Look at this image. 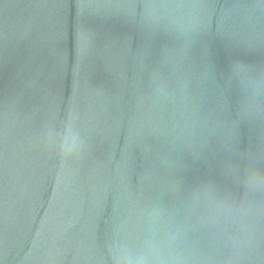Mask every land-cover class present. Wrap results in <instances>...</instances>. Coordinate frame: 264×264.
<instances>
[{"label": "water", "instance_id": "95a60500", "mask_svg": "<svg viewBox=\"0 0 264 264\" xmlns=\"http://www.w3.org/2000/svg\"><path fill=\"white\" fill-rule=\"evenodd\" d=\"M70 119L83 150L62 157ZM250 164L264 0H0V264H113L117 238L264 264Z\"/></svg>", "mask_w": 264, "mask_h": 264}, {"label": "clouds", "instance_id": "9594fccd", "mask_svg": "<svg viewBox=\"0 0 264 264\" xmlns=\"http://www.w3.org/2000/svg\"><path fill=\"white\" fill-rule=\"evenodd\" d=\"M83 7H93L96 9L104 5H82ZM148 7V6H146ZM49 146L62 157L69 155L78 156L83 150V142L74 127V119H70L63 136L56 140H50ZM243 182L249 189L264 187V171L250 164L246 169ZM113 264H162L164 260H178L170 246V242H161L156 239H148L143 247L136 251L129 246L126 240L117 238L112 248Z\"/></svg>", "mask_w": 264, "mask_h": 264}]
</instances>
